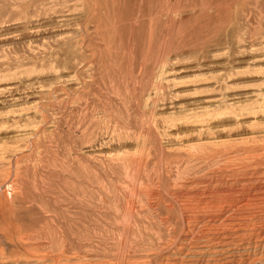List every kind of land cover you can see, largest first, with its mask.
<instances>
[{"label":"rangeland","instance_id":"rangeland-1","mask_svg":"<svg viewBox=\"0 0 264 264\" xmlns=\"http://www.w3.org/2000/svg\"><path fill=\"white\" fill-rule=\"evenodd\" d=\"M0 264H264V0H0Z\"/></svg>","mask_w":264,"mask_h":264},{"label":"bare ground","instance_id":"bare-ground-1","mask_svg":"<svg viewBox=\"0 0 264 264\" xmlns=\"http://www.w3.org/2000/svg\"><path fill=\"white\" fill-rule=\"evenodd\" d=\"M2 203V202H1Z\"/></svg>","mask_w":264,"mask_h":264}]
</instances>
